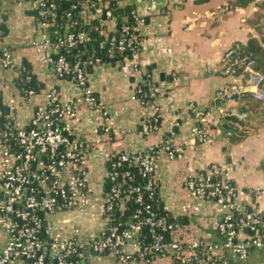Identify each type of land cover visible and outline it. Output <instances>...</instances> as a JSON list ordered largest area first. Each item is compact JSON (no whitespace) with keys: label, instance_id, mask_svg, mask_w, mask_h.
Segmentation results:
<instances>
[{"label":"built area","instance_id":"2783aa9c","mask_svg":"<svg viewBox=\"0 0 264 264\" xmlns=\"http://www.w3.org/2000/svg\"><path fill=\"white\" fill-rule=\"evenodd\" d=\"M22 2L37 12L39 20L36 26L45 33L43 37L30 39L28 44L45 49V59L53 65L55 73L60 77L72 75L81 94L61 99L57 87L49 88L43 98L35 102L33 115L27 124L17 122L13 102L7 104L11 119H2L4 109L0 105V264H90V255L108 251L123 260L135 255L145 264L167 256L172 257L174 264H234L252 249L264 247V211L257 203L264 195V188L262 185L248 187L250 199H243L225 165L212 162L203 169L190 172L186 178V187L192 195L217 207L220 240H209L203 236L181 237L170 217L160 214L148 200L157 186L154 177L156 155L163 152L169 158L184 157V151L173 141L175 128L180 123L177 118L159 144H152L143 152L121 149L114 154L118 161L113 163L112 169L108 168L107 179L111 184L104 194L101 211L106 225L101 234L81 241L58 232L50 219L52 213L72 208L88 213L91 187L89 156L96 145L90 146L84 139L73 135L72 127L78 105L87 103L93 107L97 102L88 83L87 67L111 62L118 54L131 51L134 56L126 58V62L131 64L133 71L139 70L136 55L142 40L134 34L130 24L125 23L120 31L115 29L108 35L104 55L85 59L78 57L72 61L61 49L71 50L86 42L91 38L88 33L56 25V0ZM97 2V7L91 8L93 13L101 6H108L105 0ZM76 6L73 4L71 9ZM71 9L65 13L67 18L71 16ZM131 13L137 22L143 20L136 9ZM106 17L114 22L110 8L106 10ZM241 47L242 43L235 41L225 48L223 67L219 72L228 74L238 64L243 68L245 84L230 85L221 95L225 100L244 101L249 95L264 101V70L256 66L251 52L235 55ZM14 66L12 50L1 43L0 67ZM141 91L137 81L135 94L146 108L144 120L157 128L161 119L158 104L153 99L143 100L137 94ZM39 92L29 89L26 95H21L25 100H31ZM227 115L243 120L247 112L239 111L238 107H231L228 111L197 108L192 133L200 142L212 140L209 124L217 123ZM108 131L109 128L105 127V132ZM231 134L232 131H228V135ZM128 159L138 163L142 181H135V174L125 170L123 180L128 182V187L123 189L118 180L117 165ZM132 195L138 206L126 222L116 221L114 209L124 213L126 202ZM186 208L198 211L199 204L189 203ZM145 228L150 231V243L143 240ZM127 245L132 247V251H126Z\"/></svg>","mask_w":264,"mask_h":264},{"label":"crops","instance_id":"0c3cea01","mask_svg":"<svg viewBox=\"0 0 264 264\" xmlns=\"http://www.w3.org/2000/svg\"><path fill=\"white\" fill-rule=\"evenodd\" d=\"M118 1L122 5L133 4L143 18L136 21L142 40L136 55L140 68L133 71L131 64L121 59L89 68L88 83L97 102L93 107L87 103L79 104L72 122L73 135L84 139L90 146L96 145L89 156L91 187L88 213L76 208L65 209L52 213L51 220L62 236L86 241L101 234L106 225L101 210L109 158L121 149L143 152L150 145L159 144L177 118L180 123L173 134V141L184 151V157L169 158L163 152L156 155L154 177L160 203L175 219L181 237L203 236L209 240H220L217 207L192 195L186 187V178L190 172L217 162L228 167L243 199H250L248 187L262 185L264 188V102L245 107L247 116L243 124L226 117L210 123L208 132L212 140L200 142L191 128L196 121L197 108L216 110L220 107L215 100L222 97L224 89L233 84H245L244 71L219 72L223 67V52L235 41L247 42L251 34L262 35L247 21V17L255 10L264 9L259 0L236 8L229 4L231 0ZM0 10L6 13L8 24L3 44L10 47L15 61L14 67H0L2 99L6 104L13 102L17 122L27 124L33 115L35 102L43 98L49 88L57 87L61 99L77 97L81 90L72 77H60L55 73L53 65L45 59V49L28 44L30 39L43 37L45 33L37 28L27 3L0 0ZM106 22L109 28L114 27L113 20ZM23 60L30 63L35 76L44 84L31 100H25L15 85ZM146 72L157 85L153 97L161 118L157 128L144 120L146 108L135 94L136 82L142 80ZM227 124L237 131L245 128L249 131L242 139L233 140V134L228 135V131L235 130L227 129ZM105 127L109 128L108 132H105ZM189 203L199 204L198 211L186 208ZM257 203L264 211V195ZM126 251H132V247L127 245ZM88 261L90 264H145L135 255L123 260L111 251L92 254ZM151 264H174V261L167 256L157 258ZM234 264H264V247L252 249Z\"/></svg>","mask_w":264,"mask_h":264},{"label":"trees","instance_id":"16d2710c","mask_svg":"<svg viewBox=\"0 0 264 264\" xmlns=\"http://www.w3.org/2000/svg\"><path fill=\"white\" fill-rule=\"evenodd\" d=\"M106 1L108 3L107 7L101 6L100 8L99 6L100 10L97 9V12L93 13L92 12L93 10L91 8L94 9L97 7V3H98L97 0H56L57 2L56 25L68 26V28L73 31L82 30L88 33V35L91 37L86 42L79 43L76 47L72 48L71 50H65L63 48L61 49V51L66 53L72 61H75L78 57L85 59V58H92L100 54L104 55L103 50L106 47L108 35L114 32L115 29L120 31L122 25L125 23L130 24L134 34H137L138 37H140L138 33V29L136 28L137 26L136 19L132 16L131 13V11L135 9L134 5L130 3L122 5L119 3L118 0H105V2ZM198 1H207V0H198ZM253 1L256 0H231L229 4L231 5L232 8L245 7ZM258 2L260 6L264 9V0H259ZM73 4H76L77 6L71 9V6ZM108 8H110L113 12V18H114L113 28H109L106 22L108 20V18L106 17V10ZM69 9H71V16L67 18L65 16V13ZM29 14L34 15V21L37 24L39 20L37 16V12L31 11L29 9ZM247 21L251 25L256 27V29L260 31L262 35L257 36L255 34H251L247 42L245 43L241 42L242 43L241 50L239 53L235 55L240 56L246 52H251L256 60V66L264 70V33L262 30L264 25V11L262 10L253 11L250 14V16L247 17ZM7 33H8L7 16L5 12L0 10V44L3 43V40ZM138 46L141 47V45ZM133 56H134L133 52L126 51L118 54V56H116L115 58L112 59L109 58V60L111 59L112 62L118 59L124 61L126 60V58H131ZM90 67L91 64L87 67V71L89 70ZM18 69L19 70L15 78V85L18 88L20 94L26 95L29 89H35L36 91H40L44 87L43 82L38 80L37 77L35 76V73L33 72L32 67L28 61L23 60V62L21 63ZM234 69L233 70L236 72L243 71L242 70L243 68L241 66H238V64H235ZM69 77H72V75L71 76L69 75ZM139 86L142 87V91L137 92V94L143 100L144 99L152 100L153 97L156 95L157 85L156 82L153 80V78L150 76L149 72H146L144 78L142 80H139ZM262 101L263 100H256L248 95L244 99V105L238 107V109L239 111H246L245 107L248 106L252 107V105L258 106L257 104L261 103ZM0 105L4 109V115L1 118L11 119L9 107L6 103H4L2 99L1 89H0ZM248 131H249L248 128H245L244 131L235 130L232 132L233 134L232 139L240 140L243 137H245V135H247ZM117 161H118L117 155L111 156L108 160V164H107L108 168L112 169L113 163ZM117 170H118V180L121 188L123 189L128 187V182L123 180V171L125 170H130L135 174L136 176L135 181L137 180L142 181L141 175L138 172V163L131 159L119 163L117 165ZM110 184H111L110 180L106 179V191L109 189ZM148 200H150L153 203L155 209L160 214H167L170 217L171 221L175 223V219L171 216L170 213H168L164 209V207L160 203L157 186L156 189L154 190V195L152 197H149ZM126 205L127 207L124 213H120L117 208L114 209L113 216L116 217V221L122 220L126 222L128 219H130V213L135 209L136 206H138V203L134 200L133 195L132 198L126 202ZM150 236H151L150 231L148 230V228H145L143 232V240L145 241V243H150L151 241Z\"/></svg>","mask_w":264,"mask_h":264},{"label":"water","instance_id":"95a60500","mask_svg":"<svg viewBox=\"0 0 264 264\" xmlns=\"http://www.w3.org/2000/svg\"><path fill=\"white\" fill-rule=\"evenodd\" d=\"M161 75L164 76V72H162ZM162 79H164V78H162ZM215 104L217 106H219L220 108L228 111L231 107L242 106L243 101L235 100V99L225 100L223 97H218L215 100ZM226 118L231 119V120H236L238 123L243 124V120L238 119L237 116H235V115H227ZM226 128L229 130H235V127L232 125H229V124H227ZM0 141H1V138H0ZM157 191H158V189H157Z\"/></svg>","mask_w":264,"mask_h":264},{"label":"rangeland","instance_id":"374dc122","mask_svg":"<svg viewBox=\"0 0 264 264\" xmlns=\"http://www.w3.org/2000/svg\"><path fill=\"white\" fill-rule=\"evenodd\" d=\"M262 30H263V33H264V25H263V28H262ZM50 219H51V216H50ZM52 221V223L54 224V226H55V223L53 222V220H51ZM55 228H56V226H55Z\"/></svg>","mask_w":264,"mask_h":264}]
</instances>
